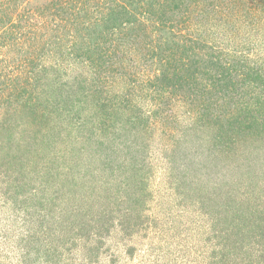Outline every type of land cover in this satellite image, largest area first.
<instances>
[{"label": "rangeland", "instance_id": "374dc122", "mask_svg": "<svg viewBox=\"0 0 264 264\" xmlns=\"http://www.w3.org/2000/svg\"><path fill=\"white\" fill-rule=\"evenodd\" d=\"M179 30L167 25L158 42L172 46ZM135 33L134 48L151 61L153 47L144 32ZM207 35L225 48L234 41L221 26ZM240 38L261 48V61L253 56L246 65L264 73V34L242 30ZM109 51L108 61L116 59ZM216 52L203 51L199 62L208 67ZM72 65L36 83L61 89L51 95L62 101L45 121L29 114L24 84L0 93V264H264V141L237 136L224 144L175 122V114L185 121L183 111H172L162 97V113L146 130L135 105L155 110L150 91L114 75L101 93V68L93 67V76L79 72L92 64ZM159 90L169 91L164 82ZM120 100L126 111L114 107ZM86 114L111 125L105 162L106 147L101 154L70 147L67 134L82 135Z\"/></svg>", "mask_w": 264, "mask_h": 264}, {"label": "trees", "instance_id": "16d2710c", "mask_svg": "<svg viewBox=\"0 0 264 264\" xmlns=\"http://www.w3.org/2000/svg\"><path fill=\"white\" fill-rule=\"evenodd\" d=\"M167 25L180 28V40H174L169 47L158 42ZM220 26L225 35L235 37H231L234 41L227 45L229 48L215 45V39L207 35ZM242 30L255 36L264 34V0H0V93L11 87L24 90L25 85L30 91L29 114L45 121L60 105L62 100L53 96H58L61 89L55 82L43 88L36 83L49 76L50 70L61 69L65 62L73 66L79 61L92 64L81 73L94 76L91 69L95 66L106 73L97 87L101 93L112 85L114 75L121 80L130 76L128 82L136 84H132L135 88L151 92V107L157 112L147 110L138 100L135 105L137 118L145 121L141 125L146 130L154 129V118L162 113V97L171 104L168 106L172 111H183L185 121L175 114V122L212 132L224 144L237 136L245 141H264V73L253 69L254 64L246 65L253 56L261 61V48L250 47L253 39L249 45L243 43ZM136 31L145 33V45L155 51V58L149 62L146 51L134 48ZM109 50L115 51L116 59L110 56L108 61ZM206 50L212 54L220 51L210 58L208 67L199 62ZM125 67L133 71H123ZM162 82L169 91L160 94ZM85 92L88 93L84 90V95ZM126 101L130 107V99ZM114 107L127 110L121 100ZM87 114L82 135L68 128L74 134H67L70 147L73 150L77 145L81 154H101L106 147L107 156L101 159V163L105 162L107 144L112 140L106 127L111 125ZM245 210L249 216V207Z\"/></svg>", "mask_w": 264, "mask_h": 264}]
</instances>
